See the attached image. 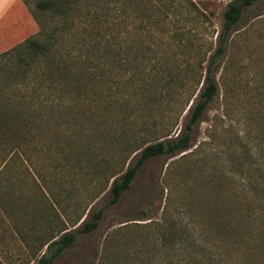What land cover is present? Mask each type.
<instances>
[{
  "label": "rangeland",
  "instance_id": "1",
  "mask_svg": "<svg viewBox=\"0 0 264 264\" xmlns=\"http://www.w3.org/2000/svg\"><path fill=\"white\" fill-rule=\"evenodd\" d=\"M35 1L30 7L23 1L33 27L14 46L38 35L40 26L31 12ZM230 1L196 0L213 21L204 34L214 50ZM171 53L174 66L189 59V54ZM214 76L219 93L194 126L191 148L149 159L115 205H108L111 176L122 175L135 157L127 149L120 152L115 136L132 124L121 141L139 144L155 126L178 121L177 135L193 108L191 101L182 109L190 79L183 90L175 86L171 104L156 109L143 104L128 120L118 95L107 113L78 108L87 114L83 118L70 115L76 106L69 105L40 145L36 141L26 154L2 163L0 264H39L50 238L75 230L91 210L105 206L98 228L79 234L52 264H264V200L248 186L251 178L260 179L257 169L264 168V0L245 9ZM79 123L92 124L91 137L79 132Z\"/></svg>",
  "mask_w": 264,
  "mask_h": 264
},
{
  "label": "trees",
  "instance_id": "2",
  "mask_svg": "<svg viewBox=\"0 0 264 264\" xmlns=\"http://www.w3.org/2000/svg\"><path fill=\"white\" fill-rule=\"evenodd\" d=\"M23 1L30 7V0ZM255 1L228 3L224 29L214 50V43L204 34L213 21L196 0H36L31 12L40 26L38 35L0 54V165L13 159L16 153L26 154L36 141L40 145L49 126L67 113L69 105L75 104L77 109L70 115L75 112L83 118L87 114L79 113L80 107L107 113L122 99L119 108L128 120L140 113L143 104L148 109H156L165 102L171 104L175 86L183 90L190 79V93L182 101V109L191 101L193 108L177 135L178 121L150 129L144 138L141 136V144L133 143L136 141L132 139L127 144L121 141L129 136L132 124L115 136L120 152L128 150L135 154L122 175L111 176L114 179L108 205L117 204L149 159L191 148L194 126L219 93L214 66L226 53V43L245 9ZM171 52L189 54L184 69L183 63L174 66L168 57ZM229 68L227 65V72ZM91 125L81 123L79 132L91 137ZM111 126L119 129L118 124ZM87 143L93 146L98 141ZM132 144L136 147L129 151ZM85 158L82 155L79 160ZM249 170L247 175L252 176V169ZM256 176L260 179L251 178L248 186L260 196L261 202L262 166ZM105 208L91 210L80 227L73 231L64 229L50 238L39 264H52L76 242L79 234L97 229Z\"/></svg>",
  "mask_w": 264,
  "mask_h": 264
},
{
  "label": "crops",
  "instance_id": "3",
  "mask_svg": "<svg viewBox=\"0 0 264 264\" xmlns=\"http://www.w3.org/2000/svg\"><path fill=\"white\" fill-rule=\"evenodd\" d=\"M32 27V19L23 0H0V53L4 47L6 51L14 46ZM4 43L10 45L5 46Z\"/></svg>",
  "mask_w": 264,
  "mask_h": 264
}]
</instances>
